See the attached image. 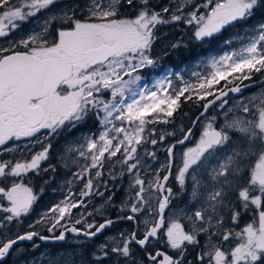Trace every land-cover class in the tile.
Wrapping results in <instances>:
<instances>
[{
    "label": "snow or ice",
    "instance_id": "6c2138e0",
    "mask_svg": "<svg viewBox=\"0 0 264 264\" xmlns=\"http://www.w3.org/2000/svg\"><path fill=\"white\" fill-rule=\"evenodd\" d=\"M258 14L233 37L238 48L193 61L187 77L170 70L141 85L165 57ZM163 25L186 34L158 51ZM0 40V264H264V188L236 193L219 236L171 222L191 129L177 137L157 127L173 123L182 101L200 105L197 120L223 111L243 81L264 76V0H0ZM57 177L52 191L62 198L30 220ZM34 178L43 180L39 192ZM249 211L252 221L237 230ZM117 225L125 227L104 236ZM38 241L73 249L21 259L25 242L35 252Z\"/></svg>",
    "mask_w": 264,
    "mask_h": 264
},
{
    "label": "rangeland",
    "instance_id": "374dc122",
    "mask_svg": "<svg viewBox=\"0 0 264 264\" xmlns=\"http://www.w3.org/2000/svg\"><path fill=\"white\" fill-rule=\"evenodd\" d=\"M161 2L166 3L167 0H161ZM260 18L261 16L253 17L250 20L241 22L240 25L234 28L228 29L223 32V35L216 37L217 42L212 40L210 43L200 45L201 51L195 57H184V60L179 59L175 55L165 57L157 68L147 70L143 73L144 79L141 81V85L147 84L150 87L155 79L163 75H168L170 70L173 78L178 72L187 77L188 73L194 68L193 61L199 58L207 60L229 49L238 48L239 42L233 39V37L241 36L248 26L255 24ZM35 28L36 22L33 21L26 25L22 31L13 33L12 38L19 39L22 35ZM180 34H186V29L181 26H161L159 29L157 50H161L164 44L178 37ZM226 40H232V43L225 44L224 42ZM0 43H6V41L0 40ZM186 103L188 105L189 102ZM221 107L223 111H220L218 107L210 109L208 115L201 121L198 138L194 139V148L191 149L189 155H186V151L189 150L186 144L179 148L180 154L178 155V160L183 169V176L193 187L191 199L199 206L208 204L207 206L210 208L206 211L207 216L203 211L198 221L197 216L193 218L191 215L192 210L189 207V202L193 201L191 199H185L184 202H180L181 205H175L174 201V206L169 215L172 223L183 224L194 235L201 233L199 231L203 228L201 227L200 221L203 220V222L211 223L216 235L219 236L228 227V215L231 214V209L236 204V193L238 191L247 193L249 189L245 185H255L256 187L264 188V87L258 90H248L240 96L233 95ZM186 108L187 114H184L185 116L183 114H175L173 123L170 124L171 126L158 125L157 127L165 131H175L177 137L182 136L189 126L187 127V124L180 126L176 122L179 118L181 120L184 117L186 120L190 119L188 116V107L186 106ZM215 127L224 131V139H222L216 148L206 154L200 155L199 152L204 145L201 141L200 134L207 129H214ZM175 138L169 137V143L174 142ZM165 156L166 153L164 151L158 152L160 161H163ZM191 164L194 170L189 174ZM63 175L64 172L62 171L61 176ZM59 184L60 178L57 177V180L53 184L45 186L43 194H46V190H48V195L41 196L37 202L35 212L29 217L30 220L35 219L39 213L62 198V192L52 191ZM33 185L35 190L39 192L41 185H43V180L34 178ZM216 202L219 203L214 207L218 206L219 208H216L214 211L212 205ZM222 212L225 214L221 215ZM221 219L225 221L224 225L219 223ZM249 222H251V217H247V212H244L237 230L243 228ZM121 227L125 226H119L116 230ZM260 227L264 229V217L261 218ZM115 231L104 234V236L113 234ZM104 236H101V239L97 242H102ZM24 248L26 252L21 259L27 260L30 257L39 258L41 252L51 253L55 257L58 253L71 251L73 245L67 243L61 249L39 247L35 252L31 251V247L28 244H24Z\"/></svg>",
    "mask_w": 264,
    "mask_h": 264
},
{
    "label": "flooded vegetation",
    "instance_id": "af4514ba",
    "mask_svg": "<svg viewBox=\"0 0 264 264\" xmlns=\"http://www.w3.org/2000/svg\"><path fill=\"white\" fill-rule=\"evenodd\" d=\"M264 76L260 75V74H255L253 77H252V80L251 81H243V83L240 85V87H243V91L239 94H232V95H229L227 96L226 98V101H228V99L233 96V95H242L244 94L245 92H247L248 90H251V89H254V90H258L260 89L261 87H264ZM244 84H248L250 85L249 87H244ZM188 116L189 118L191 119L190 120V124H189V127L187 128V130L191 129V138L189 140H187L186 142V145L189 147V150L186 151L187 155L190 154V151L191 149L194 148V144H193V141L194 139H197L198 138V132H199V125L201 123V121L208 115V113L200 118L199 120H197L198 117H200V113L202 111V108L198 105H194L192 104L191 102L188 103ZM196 121L195 125L193 126V123ZM193 126V127H192ZM212 131V130H218L221 132L222 134V137H221V140L219 143H221L222 139H224L225 137V133L222 129H219L217 127H215L214 129H207L206 131H203L201 134H200V137H201V141L203 142V146L201 147V150L199 152L200 155H203V154H206L207 152L211 151L212 149L216 148L219 144L217 145H214L211 147L210 150L206 151V152H203V147L205 146V141H204V134L207 132V131ZM60 143H63V138H61V141ZM193 165L191 164V167H190V170H189V174L194 170L193 168ZM186 181V180H185ZM187 183L183 184V185H180L179 189H176V186H175V183L173 182V188L174 190L177 192V195H178V199L175 200V205H181L180 202H184L185 199H191V191L193 190V187L191 186L190 182L186 181ZM49 191L46 190V194H43L42 196H45V195H48ZM182 193V194H181ZM123 197V192H119L117 193V196H116V201L117 203H119V201L121 200V198ZM192 200V199H191ZM189 201V200H188ZM193 201V200H192ZM163 200L161 201V203L163 204ZM190 205V209L192 210V217L195 218V212L196 211H199L200 213H202L203 211L205 212L206 214V211L209 210L210 207H208L207 205L208 204H204L203 206H199L198 204H196L195 201L193 202H189ZM219 202H216L212 205L214 211L216 210V208H219L218 206L217 207H214L216 206V204H218ZM173 206H174V201H173ZM225 213L222 212L221 215H224ZM228 214V213H227ZM112 215H115V212L113 211L112 212ZM254 213L249 211L247 212V217H251V221H252V217H253ZM207 216V214H206ZM230 215H228V218H229ZM99 219V217H98ZM197 220L199 221V217L197 216ZM247 220V219H246ZM197 221V223H198ZM202 223H204V226H203V229H201L199 232H206L207 230L209 229H213V226L211 223L209 222H203V220H201ZM200 221V223H201ZM119 226H125V225H117V227ZM190 227V225H189ZM116 228H113L107 232H105V234L107 233H110V232H113L116 230ZM215 231V230H214ZM101 239V236L97 238V241ZM38 243L40 244V247H46V248H50V249H61V248H64V246L68 243V242H64V243H44V242H39ZM25 244H28L27 242H25ZM29 245V244H28ZM89 246L91 247V242L89 243Z\"/></svg>",
    "mask_w": 264,
    "mask_h": 264
},
{
    "label": "trees",
    "instance_id": "16d2710c",
    "mask_svg": "<svg viewBox=\"0 0 264 264\" xmlns=\"http://www.w3.org/2000/svg\"><path fill=\"white\" fill-rule=\"evenodd\" d=\"M261 14H258L257 16H260ZM223 35L222 34H218V36H221ZM213 41L217 42L216 38L213 39ZM201 51L200 49V46H195V42L193 43V46L188 50L186 51V55H185V52H182L179 56H177L179 59H183L184 60V57H188V58H192V57H195L199 54V52ZM187 103L186 102H183L182 101V104H181V108L178 110V112L176 114H187V108H186ZM186 111V112H185ZM185 116V115H184ZM190 120L191 119H188L186 120L185 117L183 120H181V118H179V120L176 122L177 125H180V126H185V124H187V127L189 126L190 124ZM171 126V125H170ZM185 130V129H184Z\"/></svg>",
    "mask_w": 264,
    "mask_h": 264
},
{
    "label": "water",
    "instance_id": "95a60500",
    "mask_svg": "<svg viewBox=\"0 0 264 264\" xmlns=\"http://www.w3.org/2000/svg\"><path fill=\"white\" fill-rule=\"evenodd\" d=\"M195 123H196V121L193 123V126L195 125ZM221 137H222V134L218 130L207 131L204 134L205 146L203 147V152L210 150L213 145H217L220 142ZM163 203H165V202H163Z\"/></svg>",
    "mask_w": 264,
    "mask_h": 264
}]
</instances>
